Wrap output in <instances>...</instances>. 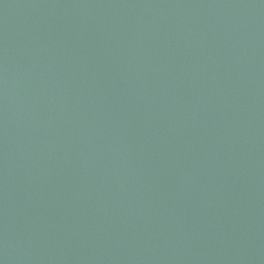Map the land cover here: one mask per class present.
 I'll use <instances>...</instances> for the list:
<instances>
[{"label": "water", "instance_id": "95a60500", "mask_svg": "<svg viewBox=\"0 0 264 264\" xmlns=\"http://www.w3.org/2000/svg\"><path fill=\"white\" fill-rule=\"evenodd\" d=\"M0 264H264V0H0Z\"/></svg>", "mask_w": 264, "mask_h": 264}]
</instances>
